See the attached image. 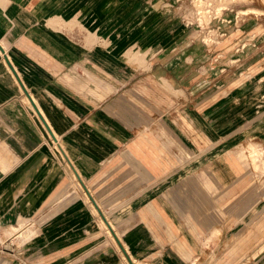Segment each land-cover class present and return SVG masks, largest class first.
I'll use <instances>...</instances> for the list:
<instances>
[{"label": "rangeland", "instance_id": "1", "mask_svg": "<svg viewBox=\"0 0 264 264\" xmlns=\"http://www.w3.org/2000/svg\"><path fill=\"white\" fill-rule=\"evenodd\" d=\"M67 2L62 141L162 162L167 238L134 261L264 264V0ZM101 220L25 92L0 106V264H131Z\"/></svg>", "mask_w": 264, "mask_h": 264}, {"label": "crops", "instance_id": "2", "mask_svg": "<svg viewBox=\"0 0 264 264\" xmlns=\"http://www.w3.org/2000/svg\"><path fill=\"white\" fill-rule=\"evenodd\" d=\"M67 8V0H0V106L13 104L24 91L23 83L39 111L24 92L54 147L66 160L73 177L79 179L71 163L73 164L129 255L152 253L163 247L164 236L167 238L162 189L157 186V183L162 184V174L157 176L162 168L161 160L148 165L145 158L131 160L129 151L117 154L118 150L115 148L110 152L105 148L74 151L73 157L69 147L61 139L63 133L45 112L49 108L44 99L56 96L47 82L61 78V73L66 71L68 56L82 55L81 40L78 42L82 39L81 34L71 35L67 32ZM40 115L52 129L56 140ZM29 136L32 135H27V138ZM71 136L81 142L87 135L75 132ZM10 137L12 142L19 143L17 130L11 129ZM89 137L88 142L94 143L91 135ZM13 150L17 151L19 148ZM73 158L78 161L77 164ZM147 168L151 169L148 175ZM93 205L95 206L94 203ZM172 214L173 206L170 210L171 217ZM101 221L110 230L103 218ZM116 242L118 243L117 240ZM170 246L172 248L173 243Z\"/></svg>", "mask_w": 264, "mask_h": 264}, {"label": "water", "instance_id": "3", "mask_svg": "<svg viewBox=\"0 0 264 264\" xmlns=\"http://www.w3.org/2000/svg\"><path fill=\"white\" fill-rule=\"evenodd\" d=\"M15 74L18 76L17 72H15ZM18 78H19V76H18ZM21 84H22V87H23L24 91L27 93V95H28L29 98L31 99L32 104H33L34 107L38 110L36 103L34 102L33 98H32L31 95L29 94V92L27 91L26 87L23 85V83H21ZM38 111H39V110H38ZM40 114H41V113H40ZM40 116H41V118L43 119V121L46 123V126L48 127L49 131L52 133L54 139L56 140L57 138L55 137V135H54L52 129H51L50 126L47 124V122L45 121L44 117H43L42 115H40ZM64 154L66 155L65 152H64ZM66 158L69 160V158L67 157V155H66ZM69 161H70V160H69ZM70 163H71V161H70ZM71 165H72L74 171L76 172L78 178L80 179V182L82 183V185H83V187L85 188L86 192L88 193L89 197L91 198V200H92L93 203L95 204V206H96V208L98 209V211L100 212L102 218H103L104 221L107 223V225H108V227L110 228L112 234L114 235V237H115L116 240L118 241V243H119L121 249L123 250L124 254L126 255L128 261H129L131 264H140V263H135V262L132 260L131 256L129 255V253L127 252V250L125 249V247H124L123 244L121 243L119 237H118L117 234L115 233V231H114L112 225L109 223V221L107 220L106 216H105V215L103 214V212L101 211V209H100L98 203H97L96 200L93 198L92 194L90 193L89 189L87 188V186L85 185V183H84L83 180L81 179V177H80V175L78 174V172L75 170V168H74V166H73L72 163H71Z\"/></svg>", "mask_w": 264, "mask_h": 264}, {"label": "bare ground", "instance_id": "4", "mask_svg": "<svg viewBox=\"0 0 264 264\" xmlns=\"http://www.w3.org/2000/svg\"><path fill=\"white\" fill-rule=\"evenodd\" d=\"M46 124V123H45ZM48 128V127H47ZM49 130V129H48ZM51 133V132H50ZM52 134V133H51ZM141 264V263H140Z\"/></svg>", "mask_w": 264, "mask_h": 264}]
</instances>
